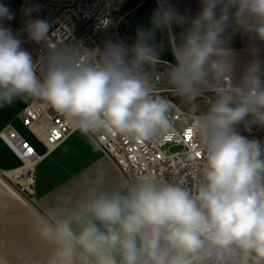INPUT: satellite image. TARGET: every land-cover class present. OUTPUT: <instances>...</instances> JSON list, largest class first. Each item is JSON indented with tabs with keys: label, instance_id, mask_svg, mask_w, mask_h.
<instances>
[{
	"label": "clouds",
	"instance_id": "clouds-1",
	"mask_svg": "<svg viewBox=\"0 0 264 264\" xmlns=\"http://www.w3.org/2000/svg\"><path fill=\"white\" fill-rule=\"evenodd\" d=\"M151 27L132 45L107 40L50 42L55 22L39 18L40 4L20 9L24 27L5 21L15 13L0 3V107L18 98L44 102L85 135H120L154 142L172 131L171 101L154 94L149 73L160 59L157 32L184 26L167 73L173 93L189 105L202 159L192 164L194 187L151 174L106 187L107 174H84L80 190L62 196L36 224L51 248L46 264H264V141L238 131L264 127V62L253 59L237 79L229 29L264 42V0H200L193 16L157 0ZM33 14L37 18L33 19ZM110 16L99 18L107 29ZM46 48L45 69L24 47ZM214 91L201 112L198 98ZM199 113V114H197ZM195 147V145H194Z\"/></svg>",
	"mask_w": 264,
	"mask_h": 264
},
{
	"label": "crops",
	"instance_id": "crops-1",
	"mask_svg": "<svg viewBox=\"0 0 264 264\" xmlns=\"http://www.w3.org/2000/svg\"><path fill=\"white\" fill-rule=\"evenodd\" d=\"M0 3L3 2L0 0ZM169 3L180 14L193 17L200 9V0H169ZM157 6V0H140L127 9L118 20L114 30L113 37L115 40H122L128 45H132L136 40L138 29L151 27V17ZM14 20L22 29L21 24L16 19ZM183 30L184 26H172V34L177 39ZM173 35H169L167 30L162 33L157 32L156 42L163 45L157 65L169 64L172 66L175 63L172 48L175 47L177 39ZM227 35L229 37L228 46L234 49L236 53L235 75L237 79L250 60L253 59L249 51L253 43L260 49L259 59L264 62V42L254 41L251 35L244 33L242 30L233 33L229 29ZM209 92L215 94L214 91ZM30 102L32 100L25 101L18 98L13 104L0 107V168L4 171L15 170L22 165V159L1 135L2 130L9 125L14 126L23 136L29 139L40 153L46 152V136L42 125L38 124L30 127L25 125L21 119V112ZM98 169H103L107 174L108 183L106 187H114L122 180L129 181L111 154L91 134L85 135L73 127V131L64 141L46 153L35 164L32 196L47 212L51 206L59 202L62 196L80 190V183L85 173L94 176ZM2 180L6 182L3 178ZM16 194L19 196L18 193ZM19 198L29 203L21 196ZM21 200L6 193H0L1 216L10 219L16 227L13 230L0 224V252L6 256L5 251L7 250L8 253L16 255L17 258L7 255L10 259L9 262H12V264H37L36 258L29 257L30 255L27 256L26 249H24L25 239L23 242L22 238L29 236L35 242L40 241L43 243V241L38 237L36 229L30 232L32 223L25 213L27 212V204ZM6 218H4V221H6ZM31 246L40 259L39 263L46 264L48 256H45V259L42 257L40 245ZM6 262L5 259L0 260V264H6ZM248 264H252V262L249 261Z\"/></svg>",
	"mask_w": 264,
	"mask_h": 264
},
{
	"label": "built area",
	"instance_id": "built-area-1",
	"mask_svg": "<svg viewBox=\"0 0 264 264\" xmlns=\"http://www.w3.org/2000/svg\"><path fill=\"white\" fill-rule=\"evenodd\" d=\"M1 1L7 4L15 13V18L22 27H24L25 17L20 9L28 4H40L42 11L39 13V18L55 22L50 34L51 43L60 41L72 43L75 40L82 41L88 48H103L102 37L112 25L123 0ZM104 15L110 16L112 20L107 29L97 27L99 18ZM32 18H37L36 14H33ZM36 45L44 57L46 48ZM166 77L167 70L149 73V80L154 86V94L167 98L173 105L170 113L173 122L172 131L169 136L158 138L154 142L141 143L120 135H93L95 136L94 139L111 154L132 182L142 176L151 174L158 179L169 182H182L192 188L195 180L192 164L202 159V155H195L200 147L191 127L195 117L189 111L180 107L170 96L169 88L166 85ZM208 93L210 92H205L203 95H208ZM21 119L25 125L30 127L41 124L46 136V152L40 153L34 144L14 126L9 125L1 132L2 137L19 155L26 167L17 175V182L32 195L35 164L46 153L64 141L73 131V127L60 113L42 101L30 102L21 112ZM189 131L191 132L190 137L187 135ZM170 142L181 144L182 148L169 151L164 146ZM29 179H32V181L25 185L24 182Z\"/></svg>",
	"mask_w": 264,
	"mask_h": 264
},
{
	"label": "rangeland",
	"instance_id": "rangeland-1",
	"mask_svg": "<svg viewBox=\"0 0 264 264\" xmlns=\"http://www.w3.org/2000/svg\"><path fill=\"white\" fill-rule=\"evenodd\" d=\"M127 1L128 0H123L122 1V5L125 2H127ZM5 26L11 27L14 33L21 29L18 26V24H16V21L14 19L11 20V21H5ZM21 38L24 39V41H25L24 47L33 53V57L37 61V68L43 74L44 69H45L44 57H43L42 53L40 52L39 47L35 43H32V42L28 41L26 34H23L21 36ZM214 98H215V94L210 92V93H208V95H203L202 97L198 98L199 101H197V103L200 104L201 108H207V105L210 104ZM180 100L182 102H184L182 98H180ZM251 129L253 131H255V134L258 136V127L257 126H252ZM164 148H166L169 151H176V150L181 149L182 145L178 144V143H171L170 142V143H167L164 146ZM10 171H12V170H10ZM0 177H2L1 174H0ZM12 190H13L12 187H10L8 183L4 182L2 180V178H0V193H2V194L6 193V194H9L10 196H13V197L21 200L19 198V196ZM3 192H5V193H3ZM21 201L24 202L25 204H27V206H26L27 207V209H26L27 212H25V213H26L27 218L29 219V221H31V223H32V227H31V230H30V232H31L33 229H36V224H37L38 220L41 217H43V216L40 215L39 211L36 208H34L30 203H26L23 200H21ZM4 218H6V217L1 216V213H0V224H3L5 227H8L9 229L15 230L16 227H14V223L12 221H10V219H8V218H6V221H4ZM4 222H5L6 225L4 224ZM7 225H9V226H7ZM24 239H25V242L23 241ZM22 241L24 242V249H26L25 252H27V256L30 255L29 257L36 258V260L38 261L37 264H40L39 263L40 259L36 256V253L33 251V247L31 245H36V244L40 245V250L42 251V255H43L42 257L44 259H45V256H48L50 254L51 248L45 242H43V243H41L40 241L39 242L38 241L35 242L33 240V238L29 237V236H27L26 238H22ZM5 253L7 255H11V256H15L16 257V255L8 253L7 250L5 251ZM7 255L5 256L3 253L0 252V260L5 259L7 261L6 264H12V262H9L10 259H9V257Z\"/></svg>",
	"mask_w": 264,
	"mask_h": 264
},
{
	"label": "water",
	"instance_id": "water-1",
	"mask_svg": "<svg viewBox=\"0 0 264 264\" xmlns=\"http://www.w3.org/2000/svg\"><path fill=\"white\" fill-rule=\"evenodd\" d=\"M140 0H128L127 2H125L120 10L116 13L114 21L112 23V25L110 26V28L107 30V32L103 35L102 37V45L104 46L105 41H107V35L114 32L116 25L118 23V20L120 19V17L122 16V14L129 9L130 7L134 6L135 4H137ZM171 65L169 64H161V65H157L156 68L154 70H152L151 72H157V71H164L167 70V73L170 69ZM37 75L39 77H42V73L38 70L37 68ZM166 85L169 88V94L170 96L175 100V102L182 107L183 109L189 111V105L185 104L184 102H182L180 100V98L175 95L173 93V91L171 90L168 81H167V77H166ZM207 110V108H201L200 111L201 112H205ZM190 112V111H189ZM199 114V113H197ZM258 127V136H257V140L259 141H263V136H264V127ZM94 138L95 136L93 134H91ZM106 150V149H105ZM107 151V150H106ZM108 152V151H107ZM109 153V152H108ZM110 154V153H109ZM123 170V169H122ZM124 171V170H123ZM125 173V172H124ZM0 174L2 175V177L12 185V187L19 192L26 200H28L38 211L41 215L44 216V214L46 213V211L40 206V204L33 198L32 195H30L17 181H15L14 179H12L8 173L4 170H2L0 168ZM126 174V173H125ZM126 176L129 179V182H132V180L129 178V176L126 174Z\"/></svg>",
	"mask_w": 264,
	"mask_h": 264
},
{
	"label": "trees",
	"instance_id": "trees-1",
	"mask_svg": "<svg viewBox=\"0 0 264 264\" xmlns=\"http://www.w3.org/2000/svg\"><path fill=\"white\" fill-rule=\"evenodd\" d=\"M113 33H114V32H112V33H110V34L107 35V40L110 39V40H112L113 42L116 41L115 38L113 37ZM197 101H199V99H198ZM238 131H239L242 135L247 136L249 139H252V138L257 139V135L255 134V131H253L251 128H250V130H248V129H245L243 125H240V126H238ZM263 137H264V136H263Z\"/></svg>",
	"mask_w": 264,
	"mask_h": 264
},
{
	"label": "bare ground",
	"instance_id": "bare-ground-1",
	"mask_svg": "<svg viewBox=\"0 0 264 264\" xmlns=\"http://www.w3.org/2000/svg\"><path fill=\"white\" fill-rule=\"evenodd\" d=\"M26 169V167L24 166V163H23V160H22V165L18 168V169H15V170H13V171H11V172H9L8 174H9V176L12 178V179H14L15 181H17L18 179H17V175L22 171V170H25ZM3 178V177H2ZM4 179V178H3ZM5 180V179H4ZM6 181V180H5ZM32 181V179H29V180H26L25 182H24V184L25 185H28L30 182ZM7 182V181H6ZM8 183V182H7ZM8 184H10V183H8ZM10 186L12 187V185L10 184ZM13 188V187H12ZM13 190L16 192V193H18L19 194V196H21L22 198H24L19 192H17L14 188H13ZM25 199V198H24ZM26 200V199H25ZM28 201V200H27ZM29 202V201H28ZM30 203V202H29ZM31 204V203H30ZM32 205V204H31ZM33 206V205H32ZM34 207V206H33ZM35 208V207H34Z\"/></svg>",
	"mask_w": 264,
	"mask_h": 264
},
{
	"label": "snow or ice",
	"instance_id": "snow-or-ice-1",
	"mask_svg": "<svg viewBox=\"0 0 264 264\" xmlns=\"http://www.w3.org/2000/svg\"><path fill=\"white\" fill-rule=\"evenodd\" d=\"M187 135L190 137V136H191V132L189 131V132L187 133ZM29 151H31V149H29Z\"/></svg>",
	"mask_w": 264,
	"mask_h": 264
}]
</instances>
